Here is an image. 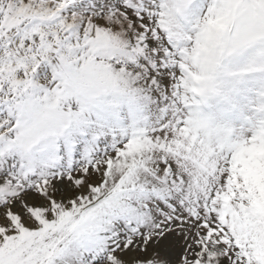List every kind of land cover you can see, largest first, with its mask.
I'll use <instances>...</instances> for the list:
<instances>
[{
  "label": "snow or ice",
  "instance_id": "1",
  "mask_svg": "<svg viewBox=\"0 0 264 264\" xmlns=\"http://www.w3.org/2000/svg\"><path fill=\"white\" fill-rule=\"evenodd\" d=\"M0 264H264V0H0Z\"/></svg>",
  "mask_w": 264,
  "mask_h": 264
}]
</instances>
